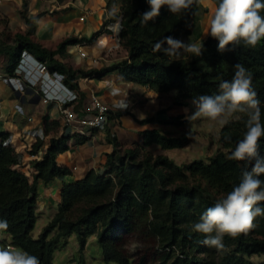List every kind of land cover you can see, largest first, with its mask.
<instances>
[{
    "label": "trees",
    "instance_id": "trees-1",
    "mask_svg": "<svg viewBox=\"0 0 264 264\" xmlns=\"http://www.w3.org/2000/svg\"><path fill=\"white\" fill-rule=\"evenodd\" d=\"M116 1L109 0V4ZM212 1L217 6L218 0ZM201 8L197 0L184 13L173 15L165 6L158 17L142 24V14L150 10L147 0H122L123 29L119 37L128 57L100 70L85 71L74 69L58 57H66L72 46L94 43L102 31L89 39L72 36L55 50L47 49L29 39L33 30L25 2L21 16L29 31L25 37L18 38L20 46L11 55L9 74H14L26 51L45 63L50 72L65 76L64 84L78 94L79 106L84 102L79 90L80 78L102 79L118 72L126 83L142 85L161 95L174 93L172 105L184 107L196 96L215 94L219 82L231 80L234 66L242 64L251 73L264 122V40L254 48L241 43L220 52L218 40L209 34L200 43L201 54H191L188 60L153 50L165 37L180 41L193 37L191 42H198ZM166 113L167 110H161L139 123L178 128L191 124L184 115L160 119ZM232 118L220 131L221 149L208 163L194 160L179 165L167 155L154 154L150 150L152 146L162 150L182 149L190 140L165 134L162 129L142 131V142L128 148L114 139V150L107 155L103 172L91 170L83 179L63 186L58 210L37 239L32 234L37 223V186L39 182L49 184L71 175L70 170L57 162L70 149L69 138L65 135L51 138L42 160L32 162L36 174L30 180L16 168L17 154L11 145H5L8 136L3 134L0 136V220L7 221L8 228L0 232L10 237V246L38 257L40 264H53L55 252L72 235H76L82 251L89 239L96 237L108 263L253 264L250 257L264 254V216L257 217L246 233L235 238L225 236L222 249L204 245L205 236L192 230L201 215L239 183L246 168H251L247 161L227 158L245 131L246 117L236 114ZM58 126L46 123V134ZM40 146L37 143L32 154ZM259 152L264 156V138ZM260 178L264 180V176ZM258 206L264 207V202ZM132 236L140 246L133 256L126 250L127 238ZM0 244L8 246L5 241Z\"/></svg>",
    "mask_w": 264,
    "mask_h": 264
},
{
    "label": "crops",
    "instance_id": "crops-1",
    "mask_svg": "<svg viewBox=\"0 0 264 264\" xmlns=\"http://www.w3.org/2000/svg\"><path fill=\"white\" fill-rule=\"evenodd\" d=\"M25 2L28 4V19L32 21L33 30L29 39L47 49L55 50L64 39L72 36L89 39L94 33L102 31L94 43L81 45L87 53L85 59L79 57L77 45L68 48L66 57H58L59 61L74 69L89 71L100 70L126 59L109 53V49L117 48L114 32L109 27L118 20L122 0L114 4H109V0H0V136H8L19 160L17 168L30 180L36 174L32 166L36 160L31 157L33 147L41 143L33 154L42 159L52 137L65 135L69 138L70 149L61 154L57 162L70 170L71 175L57 178L49 184L39 182L37 186V221L46 217L50 221L58 210L65 184L83 179L91 170L103 172L106 157L114 150V139L125 148L140 144L142 131L161 129V126L141 125L139 121L161 110H167V113L160 119L167 120L174 116L179 107L172 105L171 93L161 95L142 85L126 83L118 72H113L102 79L80 78L79 90L84 95V102L75 108L77 113H82L90 94L95 92L111 107L106 127L92 129L78 127L77 124L64 126L58 104L46 103L41 94L32 89L20 95L3 81L5 77L11 76L8 67L11 55L20 46L18 38L25 37L29 31V26L21 16ZM82 17H85L84 21H81ZM38 95L41 96L40 100ZM124 100L130 102L129 110L116 109L115 105ZM17 105L22 106L23 114L16 110ZM29 117L33 119L32 122H28ZM46 123H57L59 126L46 134ZM35 129H42L47 138L38 140L32 134ZM5 236L8 235L0 232V243H7Z\"/></svg>",
    "mask_w": 264,
    "mask_h": 264
},
{
    "label": "clouds",
    "instance_id": "clouds-1",
    "mask_svg": "<svg viewBox=\"0 0 264 264\" xmlns=\"http://www.w3.org/2000/svg\"><path fill=\"white\" fill-rule=\"evenodd\" d=\"M197 0H147L150 10L144 12L141 23L154 20L165 6L173 15L184 13ZM119 27V24L116 25ZM208 33L218 40V50L224 52L229 45L256 47L264 40V0H218L208 21ZM167 47H164V45ZM154 51L180 57L182 53L199 56L202 47L184 43L173 37L157 42ZM231 80H221L213 95H199L191 101L194 111L188 116L190 122L207 119L220 126L228 119L243 114L245 131L237 141L229 160L251 164L245 169L239 183L218 199L195 222L192 230L203 234L204 245L222 249L225 236L235 238L254 226L257 217L264 216V156L260 155V141L264 138L261 101L252 86L251 73L242 64H236ZM127 108V105H121ZM240 117L237 116V119ZM8 228L7 221L0 220V231ZM10 245V244H9ZM0 264H40L38 257L19 248L0 247Z\"/></svg>",
    "mask_w": 264,
    "mask_h": 264
},
{
    "label": "rangeland",
    "instance_id": "rangeland-1",
    "mask_svg": "<svg viewBox=\"0 0 264 264\" xmlns=\"http://www.w3.org/2000/svg\"><path fill=\"white\" fill-rule=\"evenodd\" d=\"M201 11L199 16V26H200V38L195 44L200 45L209 34L208 33V21L213 15L216 4L212 0H200ZM193 38V37H192ZM192 38L183 39L184 43H192ZM191 57V54L182 53L181 58L188 60ZM174 96V93H171ZM172 96V98H173ZM194 107L191 101L187 106L179 107L175 112L174 116L184 115L185 119H188V116L194 111ZM233 118H229L228 121ZM189 120V119H188ZM223 126L218 125L215 122L209 121L207 119H198L191 122L188 127H173L165 126L161 129L165 134H170L182 139H190L184 148L174 149V150H162L160 147L152 146L150 150L154 154H163L172 158L177 164L183 165L190 163L194 160H203L208 163L209 158L217 154L221 149L219 143L220 131ZM49 223V219L39 218L35 229L33 231V236L35 239L39 237L43 228ZM4 234V233H3ZM7 235V234H4ZM7 243L11 244V239L5 236ZM0 247L5 248L3 244H0ZM140 246L136 237H128L126 243V250L129 252V255L133 256ZM20 249V248H19ZM250 261L253 264H264V254L254 255L250 257ZM53 264H117L114 262L108 263L103 258V253L101 246L99 245L96 237L89 239L88 244L85 250H81V247L77 241L76 235H72L67 239L66 244H62L54 255Z\"/></svg>",
    "mask_w": 264,
    "mask_h": 264
},
{
    "label": "built area",
    "instance_id": "built-area-1",
    "mask_svg": "<svg viewBox=\"0 0 264 264\" xmlns=\"http://www.w3.org/2000/svg\"><path fill=\"white\" fill-rule=\"evenodd\" d=\"M84 19L85 17H82L81 21H84ZM122 20L123 15L120 13L117 22L110 27L108 26L114 32L113 36L117 41V48L109 49V53L117 57L127 58L128 53L119 37L123 29ZM117 24H119V27H112ZM77 52L81 59L87 57V53L81 45H77ZM3 81L20 95H24L28 90L32 89L36 90L37 94H41L46 103L58 104L64 126H74L77 124L78 127L104 129L109 121L111 107L104 103L95 92L90 94L89 99L83 106V112L77 113L75 108L79 97L75 91L65 86V76L59 72H50L45 63L35 59L26 51L22 53L14 74L5 77ZM115 91L118 92L117 90ZM122 104L127 105V108L122 107ZM115 107L118 110L127 111L130 108V102L128 100L119 101ZM16 110L21 114L24 113L21 105H17ZM32 121L33 119L29 117L28 122ZM32 134L38 140H45L47 138L42 129H35ZM4 143L5 145H10L9 140ZM31 157L36 160H42L36 154H32ZM7 247L12 246L8 245Z\"/></svg>",
    "mask_w": 264,
    "mask_h": 264
},
{
    "label": "water",
    "instance_id": "water-1",
    "mask_svg": "<svg viewBox=\"0 0 264 264\" xmlns=\"http://www.w3.org/2000/svg\"><path fill=\"white\" fill-rule=\"evenodd\" d=\"M40 99H41V96L38 95V100H40Z\"/></svg>",
    "mask_w": 264,
    "mask_h": 264
}]
</instances>
